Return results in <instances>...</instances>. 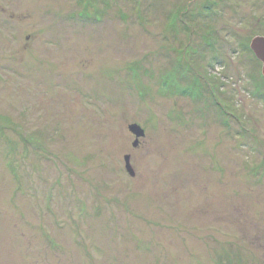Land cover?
Wrapping results in <instances>:
<instances>
[{"label": "rangeland", "instance_id": "374dc122", "mask_svg": "<svg viewBox=\"0 0 264 264\" xmlns=\"http://www.w3.org/2000/svg\"><path fill=\"white\" fill-rule=\"evenodd\" d=\"M257 36L264 0H0V264H264Z\"/></svg>", "mask_w": 264, "mask_h": 264}, {"label": "water", "instance_id": "95a60500", "mask_svg": "<svg viewBox=\"0 0 264 264\" xmlns=\"http://www.w3.org/2000/svg\"><path fill=\"white\" fill-rule=\"evenodd\" d=\"M251 50L257 57L262 62V73L264 75V37L263 36H257L252 40L251 43ZM129 130L132 134H134L137 137V141L134 143L135 146L138 145L139 139L145 136V131L142 127H140L137 124H131L129 126ZM130 156L127 155L125 157L126 160V168L129 171L131 175H134V169L132 168L131 162H130Z\"/></svg>", "mask_w": 264, "mask_h": 264}]
</instances>
